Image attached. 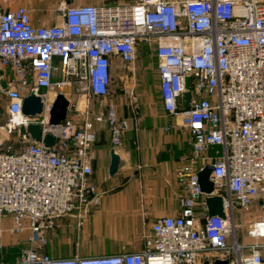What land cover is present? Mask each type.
<instances>
[{
  "label": "built area",
  "instance_id": "obj_1",
  "mask_svg": "<svg viewBox=\"0 0 264 264\" xmlns=\"http://www.w3.org/2000/svg\"><path fill=\"white\" fill-rule=\"evenodd\" d=\"M140 46L156 59L164 111L182 115L191 138L180 211L158 218L139 252L44 254L39 248L57 220L86 214L101 197L90 179L96 125L107 126L114 147L129 129L114 105L94 112L65 89L74 88L78 101L105 99L114 67L134 65ZM2 68L10 70L6 134L38 124L42 135L55 138L51 150L41 142L19 151L0 145V218L11 217L5 232L24 236L14 264H264V0H110L61 7L60 22L42 27L32 26L27 7L0 4V80ZM55 74L61 78L53 82ZM31 78L43 106L40 114L24 116L20 88ZM58 94L69 100L67 117L50 125ZM216 147L214 157H204ZM206 165L224 219L207 216L197 178ZM251 212L256 219L242 218Z\"/></svg>",
  "mask_w": 264,
  "mask_h": 264
},
{
  "label": "crops",
  "instance_id": "obj_2",
  "mask_svg": "<svg viewBox=\"0 0 264 264\" xmlns=\"http://www.w3.org/2000/svg\"><path fill=\"white\" fill-rule=\"evenodd\" d=\"M108 1L110 0H0V4L9 10L18 6L27 7L31 10L32 26L42 27L60 22L61 7L99 5ZM131 68L129 65L125 67L128 70ZM1 71L4 81L10 77L9 69L2 68ZM142 76L140 75L139 87L146 81L145 75ZM60 78V74L53 75V82ZM33 83L34 79L31 78L25 87L20 88L23 96L30 93ZM158 83L156 69L153 72L150 94L142 96L140 103L133 101L134 112L125 114L117 110L121 117L129 120V129L123 134L119 146L112 145L105 124L96 125V141L89 152L92 166L90 179L101 197L97 203L89 204L86 214L89 215L88 225H101L105 228V247L82 249L81 254L139 252L144 237L150 232L154 222L160 217L177 215L180 211V200L186 194V186L180 181V177L192 154L191 138L188 129L183 126L182 115H170L164 111ZM73 90L74 88H66L65 92L73 102L77 101L82 107L90 108V101L99 100L92 98L90 101H78L75 94H72ZM6 106L7 98L3 90L0 91V145L4 149L10 147L8 143L12 140L21 150L26 143H20L17 135H7L5 132ZM112 148L119 155L120 161L116 174L109 176ZM215 150H219V147L208 149L204 157H214ZM197 165L200 167L202 162ZM73 222V216L62 217L57 220V225H70ZM11 225V217L0 218V241L3 246L0 260L6 264L16 263L24 246L23 235L15 236L5 232Z\"/></svg>",
  "mask_w": 264,
  "mask_h": 264
},
{
  "label": "rangeland",
  "instance_id": "obj_3",
  "mask_svg": "<svg viewBox=\"0 0 264 264\" xmlns=\"http://www.w3.org/2000/svg\"><path fill=\"white\" fill-rule=\"evenodd\" d=\"M129 66L134 68V70L132 68L128 70L114 67L108 97L103 100L94 99L90 101V108L94 112L105 110L112 104L119 112L131 113L132 111L134 112L135 103L139 102L142 96L145 97L150 94L153 85V72L156 70V60L153 51L146 46H140L137 50L135 65ZM140 75H145L146 78L144 85L141 87L138 86ZM74 91L75 89L72 94H74ZM134 100L135 103L133 102ZM8 144L11 147V151L20 150L16 142L10 140ZM88 216V214L80 217L73 216L74 222L70 225H56L47 234V242L39 248V251L57 258L71 257L77 254L78 250L79 255H84L81 254L82 249H101L105 247L103 244V236L106 235L105 228L101 227V225H88ZM256 217L253 212L242 215L245 220H253ZM237 220H240L239 214H237Z\"/></svg>",
  "mask_w": 264,
  "mask_h": 264
},
{
  "label": "water",
  "instance_id": "obj_4",
  "mask_svg": "<svg viewBox=\"0 0 264 264\" xmlns=\"http://www.w3.org/2000/svg\"><path fill=\"white\" fill-rule=\"evenodd\" d=\"M1 90H6V82L0 80ZM185 108L188 109L191 102L190 93V77L185 78V92L182 94ZM41 98L36 94V91L32 89L28 95L23 98L22 101V113L24 116H34L40 114L42 111ZM69 107V100L62 94H58L52 104V110L50 113L49 124L57 125L64 121L67 117ZM18 141L20 143L35 144L42 143V146L46 150H51L55 145V138L47 133L42 135L41 127L38 124H29L26 127H20L17 132ZM120 157L116 153L115 149L110 150V164L108 167L109 176H113L118 171ZM212 172V166H204L197 174L198 185L201 193L205 196V206L207 208L208 218L219 217L225 218L223 211V202L220 196L214 195V185L210 180V174ZM203 264H209L205 261ZM213 264H227L226 260H215Z\"/></svg>",
  "mask_w": 264,
  "mask_h": 264
},
{
  "label": "trees",
  "instance_id": "obj_5",
  "mask_svg": "<svg viewBox=\"0 0 264 264\" xmlns=\"http://www.w3.org/2000/svg\"><path fill=\"white\" fill-rule=\"evenodd\" d=\"M11 149V148H10Z\"/></svg>",
  "mask_w": 264,
  "mask_h": 264
}]
</instances>
